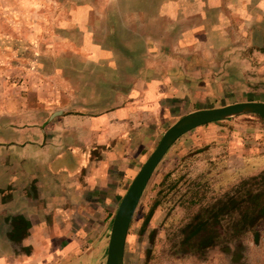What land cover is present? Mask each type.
<instances>
[{
	"label": "rangeland",
	"instance_id": "obj_1",
	"mask_svg": "<svg viewBox=\"0 0 264 264\" xmlns=\"http://www.w3.org/2000/svg\"><path fill=\"white\" fill-rule=\"evenodd\" d=\"M84 49L109 53L90 59L82 55ZM144 63L183 73L187 81L183 103L176 98L156 121L137 168L181 115L198 107L264 101V0H0V111L24 101L35 111L34 96L54 81L57 68L111 64L122 70ZM90 69L65 74L75 81L112 75ZM248 190L259 191L264 203L263 118L245 113L182 134L135 208L124 264H264V215L253 228L234 234L237 201ZM119 202L71 233L74 246L64 249L63 239L60 252L38 264H67L63 257H72L68 264H104L110 222L103 215L116 211ZM218 208L220 222L217 218L213 227L209 220L198 234L190 233L191 223L206 222Z\"/></svg>",
	"mask_w": 264,
	"mask_h": 264
},
{
	"label": "crops",
	"instance_id": "obj_2",
	"mask_svg": "<svg viewBox=\"0 0 264 264\" xmlns=\"http://www.w3.org/2000/svg\"><path fill=\"white\" fill-rule=\"evenodd\" d=\"M81 53L91 59L109 52ZM67 66L52 71L50 85H41L35 111H28L27 101L18 110L8 104L0 111V264L43 263L60 252L63 239L64 249L74 246L71 233L121 200L156 121L173 100L183 103L185 97L184 74L154 64L122 70L111 64ZM90 67L112 75L101 74L92 83L90 76L75 81L65 74ZM114 214L115 209L103 215L110 228ZM20 220L29 223L26 234L12 238L16 225L21 230ZM70 258L62 259L68 264Z\"/></svg>",
	"mask_w": 264,
	"mask_h": 264
},
{
	"label": "water",
	"instance_id": "obj_3",
	"mask_svg": "<svg viewBox=\"0 0 264 264\" xmlns=\"http://www.w3.org/2000/svg\"><path fill=\"white\" fill-rule=\"evenodd\" d=\"M245 113L257 114L264 119V101L243 100L198 108L181 115L165 129L154 149L134 174L118 204L109 232L105 264H124L125 244L135 208L155 168L174 141L203 124Z\"/></svg>",
	"mask_w": 264,
	"mask_h": 264
},
{
	"label": "trees",
	"instance_id": "obj_4",
	"mask_svg": "<svg viewBox=\"0 0 264 264\" xmlns=\"http://www.w3.org/2000/svg\"><path fill=\"white\" fill-rule=\"evenodd\" d=\"M248 180H244V182H247ZM245 193L241 196V199H239L237 201V206H238V210H237V214L238 215H235L234 217H232V220H233V223L234 225H236V228H239L238 230H236V232L234 233L235 235L236 234H240V233H244L246 232L247 230H249L250 228H253L254 225L256 224V222L259 220V218L264 215V203H260L259 201V197H260V192L259 191H251V190H248V191H244ZM231 200V198H229ZM241 200V201H240ZM244 200H249L251 203H252V206H245L244 208L241 207L240 204H242V202ZM222 212V208H218L215 212V214L212 215V218L208 219L206 222H205V218L203 219V221H195L194 223H191L190 225V233H193V234H198L200 231H201V224L203 223V225H206L208 223L209 220H212V225L213 227L215 226V223L217 221V218H218V222H220V219H219V216ZM225 212H230L229 210L227 211H224V214ZM238 216H240L238 218ZM235 217H237L235 219ZM215 220V221H214ZM234 220H236V222H234ZM20 227H21V230H17V225L15 226L16 227V230L13 232L10 233V236L12 238H15V236L17 235H20V236H24L26 234V231L23 229L24 226L25 227H28L29 226V223L28 222H24V220H20ZM201 225V226H200ZM217 229V228H216ZM213 235H207L206 237H204L206 240L210 241V240H213ZM202 239V241H205V239ZM259 240V235H258V232H255L254 234V241L255 242H258ZM201 241V242H202Z\"/></svg>",
	"mask_w": 264,
	"mask_h": 264
}]
</instances>
